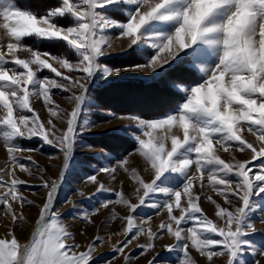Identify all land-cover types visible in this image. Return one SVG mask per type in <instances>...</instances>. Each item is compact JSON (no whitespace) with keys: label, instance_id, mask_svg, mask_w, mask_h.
Returning <instances> with one entry per match:
<instances>
[{"label":"snow or ice","instance_id":"obj_1","mask_svg":"<svg viewBox=\"0 0 264 264\" xmlns=\"http://www.w3.org/2000/svg\"><path fill=\"white\" fill-rule=\"evenodd\" d=\"M123 73L173 99L92 98ZM114 125L131 151L81 139ZM0 144V264H264V0H0ZM80 148L103 163L74 162Z\"/></svg>","mask_w":264,"mask_h":264},{"label":"rangeland","instance_id":"obj_2","mask_svg":"<svg viewBox=\"0 0 264 264\" xmlns=\"http://www.w3.org/2000/svg\"><path fill=\"white\" fill-rule=\"evenodd\" d=\"M19 2L30 4V0H19ZM118 48H119V42H117L114 45L113 53L110 54V58L116 57V56H122L121 53L115 52ZM126 79L146 80L143 78L142 74H136V73L118 74L115 79L109 78L107 82H105V79L103 78H100V79L94 78L92 83L89 86L90 94H91L92 89L96 85H104V84L113 83V82L118 83L119 81H123ZM91 85L93 86L91 87ZM118 92H119L118 97L121 99L120 103H116V101L112 102L111 100L105 101V106H107L108 108L110 107L114 108L112 111H117L120 109L123 110V108H125L129 104H132V103L136 104L140 102L139 97L133 100L135 96L134 94L131 93L129 89H126V90L120 89L118 90ZM92 98L94 99L95 97L92 96ZM56 99L60 100L62 104L66 103L65 101L61 100L59 97H57ZM84 118L88 119L90 123H96V124L102 123L103 121L108 119L105 113H102L96 110L94 106H92L90 111L86 112ZM117 123H127V122L123 121V122H117ZM122 127H123L122 125H114V126H109V127H104V128H93L90 132L82 133L81 139L83 141H86L89 144L94 145L97 149L110 150L109 146H113L112 151H115V152H112V155L118 157L121 153L125 151H131V147L133 146V144L131 143L132 142L131 139H129L130 137L125 135L121 131ZM113 136L115 138L112 141H110L109 138ZM114 147L118 149L116 150ZM44 150L45 151L48 150L47 146H45ZM4 158H5V151L2 147V144H0V161H2ZM36 158L39 159L42 164L46 163V156L36 154ZM80 161H90L91 164L94 166L97 165L98 162H100L101 164L103 163L102 158L100 156L95 155L93 152H91V150L86 149V148H80L74 153V162H80ZM21 175L23 176L24 174L21 173ZM81 179H82V175L80 174L79 170L73 169L72 174L69 175L68 183H66L62 188L61 195H72L71 190L82 183V181H80ZM30 198L35 199L36 197L31 196ZM73 199H78V197L73 196ZM205 207H209V205H205ZM68 208H69L68 205H63V207L61 208V211L64 212ZM34 214H35V209L32 210L31 215H34ZM97 219L99 220V217H97ZM5 224H7V218H5L3 222H0V236H3L6 231ZM256 228L264 229V224H261L259 220H256ZM30 230L31 229L29 227L28 232L25 233L24 235H21L20 237L21 240H23L30 233ZM91 231L92 229L89 228V233H91ZM77 239L82 240L83 238L78 236ZM108 247L109 246L107 244L104 245L105 249H107ZM258 258L261 260H264V257H258ZM139 264H143V260H141Z\"/></svg>","mask_w":264,"mask_h":264},{"label":"trees","instance_id":"obj_3","mask_svg":"<svg viewBox=\"0 0 264 264\" xmlns=\"http://www.w3.org/2000/svg\"><path fill=\"white\" fill-rule=\"evenodd\" d=\"M52 2L53 0H30V4L32 6L39 5L41 7L46 6ZM43 46L50 47L53 50H56L59 47V45H43ZM125 59L126 58L123 55L116 56V57H111L110 62L118 67L122 65V62ZM107 62L108 61H106V63ZM120 89H124V90L129 89L131 93L134 94L135 96L133 100L137 99L138 97L140 100V102L136 104L132 103L127 105L125 108H123V110L135 109L144 113L163 110L173 99L172 94L169 93L167 90H165L163 85L149 80H138V79H126L123 81H119L118 83L113 82L104 85H96L91 91V96H94L95 97L94 99L97 100L102 105H105V101L107 100H111L112 102L116 101V103H120L121 99L118 97L119 94L118 90ZM110 109L113 110L114 108L110 107ZM114 138L115 137L113 136L109 138V140L112 141ZM131 143L133 144V142ZM109 147L111 153L115 152L112 151L113 146H109ZM114 148L116 150L118 149L116 147Z\"/></svg>","mask_w":264,"mask_h":264},{"label":"water","instance_id":"obj_4","mask_svg":"<svg viewBox=\"0 0 264 264\" xmlns=\"http://www.w3.org/2000/svg\"><path fill=\"white\" fill-rule=\"evenodd\" d=\"M93 85H94V83H93ZM93 85H91V87H92Z\"/></svg>","mask_w":264,"mask_h":264}]
</instances>
